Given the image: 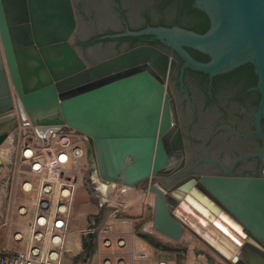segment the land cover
<instances>
[{
  "label": "water",
  "instance_id": "water-1",
  "mask_svg": "<svg viewBox=\"0 0 264 264\" xmlns=\"http://www.w3.org/2000/svg\"><path fill=\"white\" fill-rule=\"evenodd\" d=\"M201 1L220 6L223 23L192 36L225 42L209 63L180 49L193 67L211 74L246 59L255 63L262 92L256 125L264 137V0ZM77 25L73 0H0V126L17 112L27 115V128L84 133L94 158L91 170L100 180L155 194L156 230L173 240L189 231L229 264H264V176L204 173L166 180L175 169L172 147L183 146L168 84L177 61L153 45H140L90 63L73 43ZM146 33L175 44L187 40L178 29L153 26L111 36ZM13 121L0 131V142L13 130L17 145ZM175 130L176 138L168 135ZM93 239V232L84 236L89 251Z\"/></svg>",
  "mask_w": 264,
  "mask_h": 264
},
{
  "label": "flooded vegetation",
  "instance_id": "flooded-vegetation-1",
  "mask_svg": "<svg viewBox=\"0 0 264 264\" xmlns=\"http://www.w3.org/2000/svg\"><path fill=\"white\" fill-rule=\"evenodd\" d=\"M73 1L78 20L73 43L90 63L140 45H153L177 61L168 84L183 146L175 142L178 147H172L175 169L166 180L176 182L189 174L204 173L264 176V156L260 155L264 137L256 125L262 92L255 63L246 59L211 74L193 67L180 49L199 62L213 60L225 40L203 43L192 35L205 36L214 25H222L220 6L201 0ZM85 24L92 29H85ZM150 26L178 29L187 40L175 44L153 33H110ZM260 126L264 132V112ZM168 135L176 138L179 134L175 130ZM92 176L96 177L95 170Z\"/></svg>",
  "mask_w": 264,
  "mask_h": 264
},
{
  "label": "crops",
  "instance_id": "crops-1",
  "mask_svg": "<svg viewBox=\"0 0 264 264\" xmlns=\"http://www.w3.org/2000/svg\"><path fill=\"white\" fill-rule=\"evenodd\" d=\"M39 138L44 140L40 136ZM3 154L5 155V153H1V155ZM0 157L2 158V156ZM6 158H8L6 161L9 163L10 158L8 156ZM6 161L3 165L0 164V185L2 188L0 190V249L19 250L24 248L26 244V237L21 239V236H26V232L29 230V219L31 212L34 211L32 205L35 195L33 191L27 192L22 189L20 166L17 164L12 171L10 165L7 166ZM89 162L90 164L87 162L89 164L88 168V164L83 163L85 169L80 170L79 178L72 192L67 228L63 240L61 264H158L160 259H167L169 264H177V258L183 249H186L188 253L183 264H212L208 254L201 257L197 256V249L202 245L198 243V237L192 235L189 231L186 232V237L173 240L166 234L156 230L153 224L145 223L141 230L135 232L136 221L118 216L111 218L109 215L104 218V214L101 215L99 224H103L107 220L112 221L114 224L113 230L109 233L110 239L105 243L104 237H99L94 241L97 248L87 258L88 260H77L76 257L81 252L88 250L84 247V236H87L84 230L90 223L96 222L100 212L104 213L106 209L119 201L121 207L114 206L117 212H120V210L122 212L139 210L144 215L148 205H150L147 200L141 198L140 192L138 193L140 188L132 189L130 187L124 191L119 185H108L105 190L99 184V179L93 177L90 172L92 169L91 152L89 153ZM8 172L9 180L3 181ZM90 176L93 178L92 181H89ZM93 188L96 190L95 193H92L94 192ZM115 198L117 201L114 204L111 203ZM22 206L29 208L28 214H23L24 209L21 212L20 208ZM136 220H140V218ZM75 242H77V245L72 248V244H75ZM70 243L72 244L70 245ZM206 249L215 257L218 264H226L211 249ZM141 251L147 252V259H140L139 253Z\"/></svg>",
  "mask_w": 264,
  "mask_h": 264
},
{
  "label": "built area",
  "instance_id": "built-area-1",
  "mask_svg": "<svg viewBox=\"0 0 264 264\" xmlns=\"http://www.w3.org/2000/svg\"><path fill=\"white\" fill-rule=\"evenodd\" d=\"M56 129L48 135L46 142L34 137L23 145V165L20 164V167L24 166L26 178L22 179L21 186L24 191L34 192V211L30 215L26 236H21V239L26 237L25 247L19 250L0 249V264H61L72 192L80 169H85V166L79 168L78 161L87 152V138L74 134H80L74 129ZM30 148H33L32 152ZM24 207L20 208L21 212L24 209L23 214H28L29 208ZM109 217L116 218L117 210ZM91 224L94 226L91 227ZM113 225L110 220L103 224L93 221L84 233L103 236L107 243ZM139 257L145 260L148 254L142 251ZM158 264H169V261L160 259Z\"/></svg>",
  "mask_w": 264,
  "mask_h": 264
},
{
  "label": "rangeland",
  "instance_id": "rangeland-1",
  "mask_svg": "<svg viewBox=\"0 0 264 264\" xmlns=\"http://www.w3.org/2000/svg\"><path fill=\"white\" fill-rule=\"evenodd\" d=\"M113 26H119V23H115ZM83 27L85 29L89 30V31L92 29L90 26H88L86 24ZM96 52L98 54H100V50L99 49H97ZM13 120H15V121L17 120V122H18V127H19V140L17 142V145L15 146L16 149L14 148L13 151H11L10 152V155H9V158H11L10 159V163H11L12 171L16 167L17 164L19 166H20V164L23 165L22 164V153H21V151H22V148H23L24 143L25 142L26 143H29L30 141H32V139H34V137H37V138L39 137L36 134V132L34 134V133H32V131L27 130L25 128L24 123H23L24 122L23 121V118L20 116L19 113L16 112L15 119L12 118L11 120H9L7 122V124H9V123L12 124L14 122ZM86 145H87V148H86L87 149V152H86L85 157L83 158V160L81 162L82 164H80V167H83V165L85 163H86V165L88 163L90 164V162H89V153L91 152V150H90V147H89V143L86 144ZM6 148H7V146L0 147V153H5L6 154L7 153V149ZM89 164H88L87 168L89 167ZM19 172H20V174L22 176V179L23 178H26L25 177L26 174H24L26 172L25 169H24V166L19 169ZM11 174H12V172H11ZM79 175H80V171H79ZM134 188H140V189H138V193L140 192L139 194L141 195V198H143L144 200H147V202H149V204H150V205H148L147 210L145 211V214H144L145 216L143 214H141V212L139 210L138 211L137 210H132V211H129V212L128 211L122 212L120 210V212H117V214L119 213L117 216L120 217V218H124V219H127L128 218V219H130L131 221H134V222L136 221V223H135L136 224V226H135V232H138L139 230H141L142 226L145 223L153 224V220H154V207H153V204H154L155 194L153 192L146 191L144 188H142L140 186L139 187H132V189H134ZM117 205H118L119 208L121 207V205L119 204V201H118L117 204L115 203V205H113L110 208L106 209L105 212L103 211L104 213H101L100 212V214L98 216L101 217L102 214H104V218L108 217V215L110 216L111 215V212L115 211V209H116V207H114V206H117ZM137 218H140V220H136ZM97 224H99V221L97 222ZM86 237L88 238V235ZM98 238H99V236L97 234H94V239L91 242V246L93 244L94 245L90 248V251L89 252H88V250H85L84 252H81V254L76 257L77 260H79V261H81V260H88L87 258L91 255V253L93 254L95 252L96 248H97V244L94 241L97 240ZM86 253H89L88 256H87ZM204 254H208L209 255V260H210V262L212 264H218L217 261L215 260V257L213 255H211L206 248L199 247L197 249V256L198 257H201ZM139 255H140V253H139ZM187 255H188L187 250L186 249L185 250L183 249V251L181 252V254L179 255V257L177 258V264H183L184 260L187 259ZM127 256H129V255H127Z\"/></svg>",
  "mask_w": 264,
  "mask_h": 264
},
{
  "label": "bare ground",
  "instance_id": "bare-ground-1",
  "mask_svg": "<svg viewBox=\"0 0 264 264\" xmlns=\"http://www.w3.org/2000/svg\"><path fill=\"white\" fill-rule=\"evenodd\" d=\"M20 110V109H19ZM21 117L23 118V120H26L27 118V115L26 114H24V115H21ZM5 125V126H4ZM4 125H1L0 126V131L1 130H3V129H6V128H8L9 126V128H12V124L11 123H9V124H7V123H5ZM25 127L27 128V126L25 125ZM29 127H31V128H27V130H30V131H32V133H34L35 134V132H36V134L37 135H39L42 139H44V141L46 142L47 140H48V135H51L54 131H56L57 129H56V127L55 126H53L54 128H51V127H45V126H29ZM34 127V128H33ZM69 130V129H68ZM72 133H74L75 131H71ZM74 134H76V135H85L84 133H80V134H77V133H74ZM6 145H8L7 146V153L4 155H0V156H2V158L0 157V164L1 165H3L4 164V162L6 161V159H8V158H6V156H8L9 157V155H10V152L11 151H13V149L15 148V146H16V144H14V133H13V130H10L9 132H8V135H7V137L3 140V141H1L0 142V147H2V146H6ZM16 149V148H15ZM31 152L33 151V148H30L29 149ZM14 153V152H13ZM1 154V153H0ZM14 156V155H13ZM11 159V158H10ZM91 159H92V165H93V162H94V158H93V154H92V152H91ZM83 160V159H82ZM82 160H80V161H78V163H79V167H80V164H82L81 162H82ZM7 163V166H8V161H6ZM71 163V161H69V164ZM14 165V164H13ZM21 168V167H20ZM92 171V170H91ZM93 172V171H92ZM92 174V173H91ZM97 177V176H96ZM4 178H5V180H3V181H8L9 180V172L7 173V175L6 176H4ZM98 178V177H97ZM99 179V178H98ZM99 181V184L100 185H102V187L106 190L107 189V187H108V185H112V184H107V183H104L102 180H98ZM27 186H29V182H27V184H26ZM114 185H119V186H121L122 187V185H120V184H114ZM113 185V186H114ZM132 188V187H131ZM2 188H1V185H0V190H1ZM117 200H116V198L115 199H113L112 201H111V203H115ZM31 218V217H30ZM29 222H30V219H29ZM192 240V239H191ZM198 243L200 244V245H202L201 247H206V248H208L209 249V247H207L208 245L205 243V241H203L202 239H200V238H198ZM72 243H70V245H71ZM73 246H72V248H75V246L77 245V242H75V244H72ZM244 245V243L242 244V246ZM242 246H241V249H242ZM241 249L239 248L238 249V251L237 252H240L241 251ZM213 252V251H212ZM214 254H216V256L222 261V262H224V263H226V264H229V263H227V261H225V259H224V257H222L220 254H217V253H215L214 252Z\"/></svg>",
  "mask_w": 264,
  "mask_h": 264
},
{
  "label": "trees",
  "instance_id": "trees-1",
  "mask_svg": "<svg viewBox=\"0 0 264 264\" xmlns=\"http://www.w3.org/2000/svg\"><path fill=\"white\" fill-rule=\"evenodd\" d=\"M110 33H116V31H110Z\"/></svg>",
  "mask_w": 264,
  "mask_h": 264
}]
</instances>
